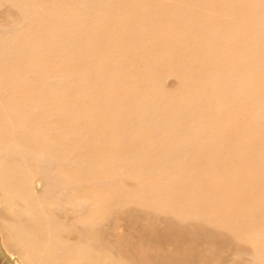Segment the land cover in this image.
I'll return each mask as SVG.
<instances>
[{
	"label": "bare ground",
	"instance_id": "bare-ground-1",
	"mask_svg": "<svg viewBox=\"0 0 264 264\" xmlns=\"http://www.w3.org/2000/svg\"><path fill=\"white\" fill-rule=\"evenodd\" d=\"M0 206L28 264H264V0H0Z\"/></svg>",
	"mask_w": 264,
	"mask_h": 264
},
{
	"label": "crops",
	"instance_id": "crops-1",
	"mask_svg": "<svg viewBox=\"0 0 264 264\" xmlns=\"http://www.w3.org/2000/svg\"><path fill=\"white\" fill-rule=\"evenodd\" d=\"M4 240L0 236V264H28L22 260V262L16 257L9 253V251L4 246ZM49 255L46 254L42 262L30 263V264H57L54 262H49Z\"/></svg>",
	"mask_w": 264,
	"mask_h": 264
},
{
	"label": "rangeland",
	"instance_id": "rangeland-1",
	"mask_svg": "<svg viewBox=\"0 0 264 264\" xmlns=\"http://www.w3.org/2000/svg\"><path fill=\"white\" fill-rule=\"evenodd\" d=\"M37 183L35 184V188H34V192L37 194V195H39V196H41V194L42 195H46L44 192H43V189H42V186H41V183H40V181L38 180V181H36ZM48 205L49 206H51L50 204H47V206L46 207H48ZM56 206H57V204L54 202L53 204H52V210L53 209H55L56 208ZM2 207L0 206V209H1ZM59 218L61 219V220H64L65 219V216L64 215H59ZM67 238L69 239V240H72V241H79L80 240V238H79V236L78 235H76V234H72V235H70V236H67ZM6 248V247H5ZM8 251H9V253L11 252L8 248H6ZM49 251L48 250H44V253H43V255L44 256H46V254H48L49 255ZM17 258H18V256H16Z\"/></svg>",
	"mask_w": 264,
	"mask_h": 264
}]
</instances>
